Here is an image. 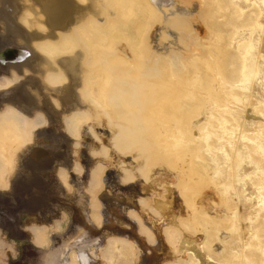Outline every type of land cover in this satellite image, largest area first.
I'll list each match as a JSON object with an SVG mask.
<instances>
[{"label": "rangeland", "instance_id": "1", "mask_svg": "<svg viewBox=\"0 0 264 264\" xmlns=\"http://www.w3.org/2000/svg\"><path fill=\"white\" fill-rule=\"evenodd\" d=\"M97 1L103 21L90 15L58 39L34 41L50 59L41 81L56 107L54 88L64 82L57 57L86 51L78 91L88 107L63 112L55 130L73 137L72 170L87 176L80 188L100 245L91 253L99 264H264V0ZM195 2L197 10L188 8ZM120 40L131 58L121 57ZM10 77L0 73V89ZM45 124L41 110L28 116L0 105V192L9 194L0 215L23 208L29 234L0 226V264H18L25 245L45 249L71 222L67 167L50 171L65 199L54 196L48 207L32 179L10 183L16 151Z\"/></svg>", "mask_w": 264, "mask_h": 264}, {"label": "bare ground", "instance_id": "2", "mask_svg": "<svg viewBox=\"0 0 264 264\" xmlns=\"http://www.w3.org/2000/svg\"><path fill=\"white\" fill-rule=\"evenodd\" d=\"M147 2L151 7L154 0H147ZM169 2L174 6V1L172 3V1L169 0ZM196 3L197 2L192 3L193 6L191 5L192 7L188 8H196V6H198ZM26 10H30L32 13L30 17H27V22L21 18ZM195 10H197V8ZM105 11L106 7L99 5L97 0H0V73L3 72V74L7 76L11 75V85L0 89V105L6 103L12 104L14 108L28 116L32 115L36 110H41L46 116V124L42 128L34 130V140L16 151L15 175L10 178V183L16 180L20 181L19 183H21L22 180H26L27 183L29 179H32V182L30 181L32 184L29 183L32 191H36L37 193L38 189L46 190V192L41 195L43 200L42 204L44 203V206L42 205L41 207L43 208L48 207L47 203L50 198L54 196L57 198L58 196L59 200H61L63 197L64 187L58 180L55 181L53 177H50L52 171L56 172L59 165L68 168L69 181L71 187H74L72 190L73 195L70 196V198L68 197L69 199L63 197V199L69 203L67 205V207L69 206L68 209L66 207L65 209L69 211L70 217H72L67 230L64 231V233L50 234L49 246L45 249H40L33 245H25L23 247V258L18 264H99L95 256L91 253V250L94 249L95 252H97L100 245L97 244L92 226H90L91 224L94 225V221L89 217L88 211L84 206L86 203L84 201L86 200V195L82 191L83 189L81 190L80 188L86 183L87 176H82L83 179L86 178V181L83 180V183L82 177L75 175L72 170L73 154L71 144L73 137H65L55 130L57 127V123L55 122H57L63 112L78 107H88V103L84 102L80 95V90L78 91V88L82 86L83 73L86 71V66L83 63L86 51L84 48H79L78 50L76 46L73 47L72 50L70 49L67 54L57 57L56 61L58 66H60L64 72V82L56 85L54 88V91L57 92L60 97V105L56 107L50 98L52 95L46 89L47 86L41 81L42 75L45 73L46 63L50 62V59L47 55L39 52L34 45V41L38 39L43 40L45 38L51 40L58 39L57 34L59 31H70L77 23L90 15L101 22L105 19ZM177 11L179 10L177 9ZM189 16V20L193 27L197 28L196 15L191 14ZM143 20L145 23L144 25H146L145 30L148 28L150 29L151 24L148 16H145ZM39 22L43 23V27L38 26ZM151 33H153V30ZM175 41H177L176 37ZM175 41L173 43H176ZM127 47L128 46L121 40L116 44V48L122 58H124L123 54H127L130 58L132 57ZM13 72L16 77L18 75L22 76V74L23 77L17 80L13 78ZM94 125H97V128L100 130L104 128L105 120H98ZM82 134L85 137L89 136L90 132L88 125L83 127ZM77 176L80 177L83 183L82 185H80L81 182ZM16 183L18 184V182ZM78 184L79 188L77 190L75 187H78ZM77 191H79V194L81 193L79 197L82 199H79L77 196ZM4 194L8 193L4 191L0 192V212L4 210L3 205L6 200ZM13 196H15L14 193ZM77 199H79L80 202ZM59 203H61V201H59ZM54 204L56 203L54 202ZM73 206L77 209L80 208V210L77 212L75 208H72ZM5 208L7 207L5 206ZM51 209L54 210V208ZM24 211L25 210L21 207L16 210L9 208L7 213L13 218L10 219L6 215H0V226L9 231L13 237H28L29 234L22 229V222L19 220L20 216L24 214ZM42 213L45 212L43 211ZM53 213L56 212L53 211ZM46 214L47 213H45V215ZM48 215L49 213L46 216ZM75 217H79L80 219L78 225H76ZM29 221H34V219H29ZM100 234L98 236H100ZM79 239H81V241Z\"/></svg>", "mask_w": 264, "mask_h": 264}]
</instances>
